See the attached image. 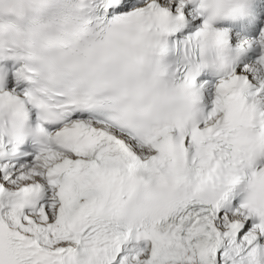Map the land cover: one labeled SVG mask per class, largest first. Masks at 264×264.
<instances>
[{
    "label": "snow or ice",
    "instance_id": "1",
    "mask_svg": "<svg viewBox=\"0 0 264 264\" xmlns=\"http://www.w3.org/2000/svg\"><path fill=\"white\" fill-rule=\"evenodd\" d=\"M0 264H264V0H0Z\"/></svg>",
    "mask_w": 264,
    "mask_h": 264
}]
</instances>
